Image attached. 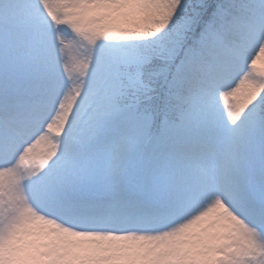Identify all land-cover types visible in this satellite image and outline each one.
Masks as SVG:
<instances>
[{"label": "snow or ice", "instance_id": "1", "mask_svg": "<svg viewBox=\"0 0 264 264\" xmlns=\"http://www.w3.org/2000/svg\"><path fill=\"white\" fill-rule=\"evenodd\" d=\"M0 264H264V0H0Z\"/></svg>", "mask_w": 264, "mask_h": 264}]
</instances>
